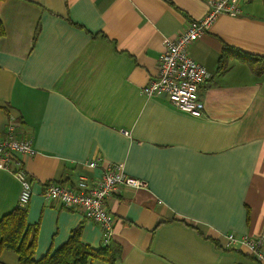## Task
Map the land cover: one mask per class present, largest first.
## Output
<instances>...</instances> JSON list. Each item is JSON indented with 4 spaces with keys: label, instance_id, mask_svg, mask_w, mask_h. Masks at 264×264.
Wrapping results in <instances>:
<instances>
[{
    "label": "crops",
    "instance_id": "0c3cea01",
    "mask_svg": "<svg viewBox=\"0 0 264 264\" xmlns=\"http://www.w3.org/2000/svg\"><path fill=\"white\" fill-rule=\"evenodd\" d=\"M237 6L239 15L217 16L186 47L210 74L195 118L142 87L164 39L204 18L207 0H0V138L14 121L37 152L23 159L26 220L39 224L35 260L81 226V243L119 247L112 264H261L225 247L231 233L261 238L264 250V73L230 56L215 72L224 47L264 55V0ZM110 164L146 186L108 198L104 242L101 226L42 193ZM20 189L0 170V218L18 206ZM0 264L18 256L4 250Z\"/></svg>",
    "mask_w": 264,
    "mask_h": 264
},
{
    "label": "built area",
    "instance_id": "2783aa9c",
    "mask_svg": "<svg viewBox=\"0 0 264 264\" xmlns=\"http://www.w3.org/2000/svg\"><path fill=\"white\" fill-rule=\"evenodd\" d=\"M208 13L198 21H191L179 35L164 39L158 58L157 73L142 87L147 98L163 97L169 104L192 117L202 116L203 103L199 97V87L208 80L210 74L193 61L188 45L209 27L221 14L239 15L237 0H207ZM14 121L8 122L5 133L0 138V170L12 175L21 186L18 206L26 208L32 194L31 184L24 170L23 159L32 158L37 152L29 139L19 138ZM97 161L86 162L83 166L96 169ZM146 184L125 174L122 166L110 164L102 168L99 176H81L75 185L68 186L54 182L44 186L46 200L57 202L59 206L79 212L86 220L97 223L105 232L107 242L112 232V218L107 209V200L122 189H140ZM226 248L244 249L255 261L264 264L263 240L248 236L227 234Z\"/></svg>",
    "mask_w": 264,
    "mask_h": 264
},
{
    "label": "trees",
    "instance_id": "16d2710c",
    "mask_svg": "<svg viewBox=\"0 0 264 264\" xmlns=\"http://www.w3.org/2000/svg\"><path fill=\"white\" fill-rule=\"evenodd\" d=\"M4 35L0 20V37ZM232 48L224 47L215 72L221 73L227 66V56L239 59L254 73L260 76L264 73V55L249 56L240 52L228 51ZM228 51V52H226ZM227 53V54H226ZM226 54V55H225ZM27 210L16 206L10 212L0 218V253L4 250L11 251L18 256L19 264H93L102 261L112 264L120 253L119 247L104 245L99 249H93L89 245L81 243L82 227L71 231L69 239L59 248L48 252L39 260L34 259L36 244L39 234V224H28Z\"/></svg>",
    "mask_w": 264,
    "mask_h": 264
},
{
    "label": "rangeland",
    "instance_id": "374dc122",
    "mask_svg": "<svg viewBox=\"0 0 264 264\" xmlns=\"http://www.w3.org/2000/svg\"><path fill=\"white\" fill-rule=\"evenodd\" d=\"M194 41H195V40H194ZM194 41H193V42H194ZM191 43H192V42H191ZM191 43H190V44H191ZM190 44H189V45H190ZM189 45H188V46H189ZM187 51H188V48H187ZM28 180H29V179H28Z\"/></svg>",
    "mask_w": 264,
    "mask_h": 264
}]
</instances>
